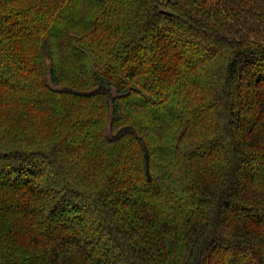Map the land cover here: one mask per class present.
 <instances>
[{
    "label": "trees",
    "instance_id": "1",
    "mask_svg": "<svg viewBox=\"0 0 264 264\" xmlns=\"http://www.w3.org/2000/svg\"><path fill=\"white\" fill-rule=\"evenodd\" d=\"M0 264H264V0H0Z\"/></svg>",
    "mask_w": 264,
    "mask_h": 264
}]
</instances>
